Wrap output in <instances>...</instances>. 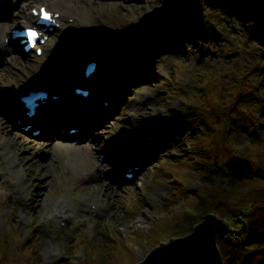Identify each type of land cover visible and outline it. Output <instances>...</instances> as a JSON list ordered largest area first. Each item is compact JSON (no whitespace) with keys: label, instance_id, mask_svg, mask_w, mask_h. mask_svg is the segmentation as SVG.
Instances as JSON below:
<instances>
[{"label":"rangeland","instance_id":"rangeland-1","mask_svg":"<svg viewBox=\"0 0 264 264\" xmlns=\"http://www.w3.org/2000/svg\"><path fill=\"white\" fill-rule=\"evenodd\" d=\"M42 1L6 0L1 10L8 17L19 13L23 17L16 23L23 24L28 9ZM44 1L53 4L58 0ZM187 2L66 0L59 8L68 10L70 19L63 18L61 29L48 39L47 50L40 57L22 56L19 49L7 48L3 44L7 31L0 32V264H23L32 250L37 264H81L97 248L108 246L116 249L113 259L117 264H138L160 241L188 233L203 219L204 213L198 210L201 202L190 194L209 184L206 203L210 205L202 207L207 213H211L210 201L222 199L221 193L226 195L220 176L206 157L213 159L218 154L219 162L245 164L253 172L258 168L260 160L255 155L236 152L222 141L225 131L218 125L228 122L219 109L228 101L226 111L231 112L233 136L238 142L253 139L250 132L259 131L255 119L260 84L264 92L260 47L230 1L223 8H209L204 0ZM177 27H183L179 36L173 33ZM89 33L93 35L88 40L81 38ZM100 55L111 60H102L103 75L97 85L105 97L116 96L120 107L104 114L103 119L98 106L96 116L91 109L75 107L70 113L60 109L57 114L64 124L87 127V131L83 128L85 142L72 146L82 153L71 149L73 154L66 156V150L52 149L44 145L43 138L17 130L9 108L14 107L15 91L30 79L38 83L46 64L64 72L58 65L66 57L63 61L76 63ZM62 89L66 91V86ZM182 106L198 113L191 116L196 120L191 126H205L200 136L217 132L210 153L201 148L202 139L199 145L189 144L191 130L186 128L190 125L181 129L173 120ZM53 124L57 126L56 121ZM149 124L152 129L146 127ZM148 130L153 137L143 142L140 136ZM258 138L264 145V136ZM106 145L108 160L100 162L101 168L92 167L94 175L84 178L82 171L100 161V151ZM126 153L146 159L132 161ZM182 155L192 157L186 169L176 164ZM124 157L125 162L118 160ZM131 163L147 164L137 178L124 182V169ZM185 194L192 198L184 199ZM247 199L258 202L251 221L255 231H246L255 233L249 246L256 252L249 258L240 253L237 261L221 256L224 264H264V189L253 190ZM56 202L67 211L65 218L53 215ZM245 215L237 216L240 222L245 221ZM181 226L186 233L178 232Z\"/></svg>","mask_w":264,"mask_h":264},{"label":"trees","instance_id":"trees-1","mask_svg":"<svg viewBox=\"0 0 264 264\" xmlns=\"http://www.w3.org/2000/svg\"><path fill=\"white\" fill-rule=\"evenodd\" d=\"M233 3L234 7L240 11V15L245 19L244 25L249 31L250 35H252L253 39L256 40L257 45L260 47L259 52L263 55L264 59V5L261 0H206L205 3L208 7H220L223 8L228 2ZM261 85H259L258 90L260 92V100L258 101V116L255 119V125L257 126V129L259 130L257 133L250 132V136H259L262 138L264 136V92L261 91ZM228 101L222 102L219 106V109L221 110L224 117L228 118V124L225 125V123H220L218 127L222 126V130L225 131V135L222 136V141L226 142L229 147H233V149L236 152L239 153H246L255 155L260 162L257 163L256 170L250 171L246 169V165H231L228 162L224 165L223 168L219 169L217 171L218 176H220L219 182L220 184H224L225 186V192L221 193L222 199H219L214 202V200L211 202V208L210 211L214 212L216 215L223 217L230 221V223L234 227H239L241 225L239 219L237 218L238 215L241 213L246 214L247 216V226L244 228L243 233L239 234H232V235H226V234H219L217 248L221 256H223V259H231L236 260L238 259V255L240 253L247 254V258L251 257L256 250L251 248L249 245L250 243L256 239V236L252 230H254V226L252 225V220L254 219V211L257 208V201L251 202L247 199V196L253 191V190H262L264 189V145L261 144L262 142H259V138L256 140L250 139V138H243L242 142H238L237 137L233 136V126H234V120L230 118V111H226V104ZM231 108V107H230ZM187 111V110H186ZM210 111H212L210 109ZM186 115V112L185 114ZM195 115V114H193ZM180 122V121H179ZM182 123V122H180ZM193 124V123H191ZM190 124V125H191ZM183 129V126L181 127ZM205 128L203 124H195L191 126L190 129L187 131H190L191 134V140L190 145L193 146L199 145V141L202 139L204 141L203 145H200L201 148L206 149L209 153L215 149L216 144L214 145L215 140H217L218 136H216L217 132L213 133V136H200L202 134V131ZM206 129L208 130V127L206 126ZM248 129V127L246 128ZM248 132V130H247ZM255 133V134H254ZM249 134V132H248ZM214 145V147H213ZM219 146V145H218ZM244 146L247 148V150L243 149ZM186 159H183L182 162L177 161V165L186 164L188 161H192V157L189 156H183ZM207 162H211L213 167L215 166L213 159L209 155L205 158ZM242 162H246L245 159H242ZM209 184L205 188L203 187V190L200 192L194 191V193L190 194L195 200H198L201 202V206L198 207V210L201 211V213H204V216L207 212H204L202 207L209 206L210 204L206 203L207 191H209ZM198 192V193H197ZM203 194V195H202ZM190 195L185 194L184 199L189 200L192 197H189ZM218 195V197H221ZM182 199V200H184ZM179 201V200H178ZM264 202V200H263ZM171 215V214H170ZM169 215V217H170ZM204 216L202 218H204ZM178 223V221H172L171 223ZM182 223V222H180ZM179 223V224H180ZM160 227L159 226H155ZM192 228L194 225L191 226ZM189 228L190 232L192 228ZM250 230L248 233L246 231ZM154 231H158V229H154ZM255 231V230H254ZM179 233H186V230L183 226L179 227L178 230ZM176 233V232H175ZM143 235V233H142ZM141 238V237H140ZM110 247V248H109ZM114 246H108V247H102L101 249H98L95 252H92L94 257H90L87 261L84 260L81 264H117L116 259L114 258V255L116 254V249L113 248ZM232 253V256L229 257L228 253ZM30 258L26 259L23 264H35L38 259L35 258V252L34 250L30 251ZM225 257V258H224ZM237 261V260H236ZM242 262H238V264H244ZM37 264V263H36Z\"/></svg>","mask_w":264,"mask_h":264},{"label":"water","instance_id":"water-1","mask_svg":"<svg viewBox=\"0 0 264 264\" xmlns=\"http://www.w3.org/2000/svg\"><path fill=\"white\" fill-rule=\"evenodd\" d=\"M233 230L226 220L209 213L191 233L162 243L138 264H223L216 248V236L231 234Z\"/></svg>","mask_w":264,"mask_h":264},{"label":"bare ground","instance_id":"bare-ground-1","mask_svg":"<svg viewBox=\"0 0 264 264\" xmlns=\"http://www.w3.org/2000/svg\"><path fill=\"white\" fill-rule=\"evenodd\" d=\"M65 2H66V0L65 1L58 0L57 2H55V4L52 5V8H55L54 11H59V9H60L59 7L64 6ZM52 8L50 7L49 9L52 10ZM62 12H63V14H69L68 10H63ZM33 19L34 18L32 16L29 17V19L27 20L25 26H29V23H31L33 21ZM11 21H12V19H9L7 16L0 17V32L1 33L5 32L7 26L9 25V23ZM109 111H110V109L106 110V112H109ZM24 117L29 119L26 115ZM29 120H32V119H29ZM40 121L43 123V125H49L50 124L49 126H45L44 127L46 129L47 133L44 132L43 135L49 137V139L44 140V143H45L44 145L45 146H48V147L50 146L51 148L58 147V148H61L63 150H66V152H65L66 156H68V155L71 156V154H73L71 149L75 150L76 153L77 152L78 153L79 152L82 153V150L79 147H72V146H76V145H73L72 142H71V139L74 138L75 135L70 136V135L66 134V135L63 136V135H61L60 133L57 132V130L59 128L58 126L52 128L53 127L51 125V124H53L52 122H55V121L58 122V119H57L56 116L53 119L52 118H50L48 120H44L43 119V120H40ZM78 127H80V129L82 131L81 125L78 124ZM54 134H56V135H54ZM81 138H82L81 140H84L83 142H85L86 139H84L83 137H81ZM53 139H57V140L53 141ZM62 141H64V142H62ZM62 143L65 146L67 145V147L63 146ZM77 158L80 159V156H78ZM66 163L69 164L70 163V159L68 160V158H67ZM73 164H75V162H73L72 165ZM92 167L99 168L100 164L99 163H93L90 168H87V167L84 168L83 171H84V174L86 175V177L94 175V173H92ZM13 168L17 171V167H16L15 164H14ZM14 173H15V171H14ZM18 184L21 187L23 186V183L19 179H18ZM60 204H61L60 202H56V204H55V209H54V212H53V215L55 217H63V214H65V213L67 214V211L64 208L59 207ZM49 216H52V214L50 213Z\"/></svg>","mask_w":264,"mask_h":264},{"label":"snow or ice","instance_id":"snow-or-ice-1","mask_svg":"<svg viewBox=\"0 0 264 264\" xmlns=\"http://www.w3.org/2000/svg\"><path fill=\"white\" fill-rule=\"evenodd\" d=\"M50 18L49 15L47 13H45V19H48ZM31 36L35 37L36 36V33L34 31H30L29 33Z\"/></svg>","mask_w":264,"mask_h":264}]
</instances>
